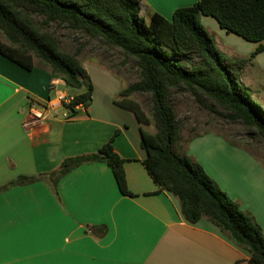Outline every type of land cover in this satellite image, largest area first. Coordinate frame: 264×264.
I'll return each instance as SVG.
<instances>
[{
	"label": "crops",
	"instance_id": "0c3cea01",
	"mask_svg": "<svg viewBox=\"0 0 264 264\" xmlns=\"http://www.w3.org/2000/svg\"><path fill=\"white\" fill-rule=\"evenodd\" d=\"M196 1L140 0V13L146 21L153 12L170 18L176 8ZM200 20L231 58L247 57L263 46L244 66L240 80L256 90L252 98L264 110V39L246 41L220 28L211 16ZM82 65L93 85L92 99L70 114L57 95L82 90L70 92L48 67L26 70L0 54V264H250L248 251L211 221L187 222L175 196L156 192L140 144V129L152 131L114 101L125 87L122 79L100 64ZM30 101L46 108L44 120L29 118ZM112 135L132 195L119 191L111 167L103 162L72 168L58 179L55 194L42 175L67 157L97 151ZM178 152L200 164L264 231L260 161L214 132L195 135L184 147L180 142ZM33 176L38 178L10 184ZM97 225L106 227L103 236L91 231Z\"/></svg>",
	"mask_w": 264,
	"mask_h": 264
},
{
	"label": "trees",
	"instance_id": "16d2710c",
	"mask_svg": "<svg viewBox=\"0 0 264 264\" xmlns=\"http://www.w3.org/2000/svg\"><path fill=\"white\" fill-rule=\"evenodd\" d=\"M140 11V0H0V33L5 39H0V54L26 70L48 67L68 89H82L62 103L70 114L78 105H89L93 85L77 58L80 49L60 50L58 39L45 26L64 25L132 57L139 79L122 88L114 101L132 111L140 124L152 122L155 128L152 133L140 129V144L146 153L142 163L158 186L156 192L175 196L187 222L208 219L248 251L250 264H264V231L254 216L241 209L200 164L178 152L180 122L171 101L172 89L187 91L199 101L204 96L227 111L225 117L240 121L264 141V110L240 80L244 66L263 46L259 44L247 57L231 58L215 45L200 20L201 15L211 16L226 32L259 42L264 39V0H197L176 8L170 18L153 12L148 21ZM190 57L197 61L186 66L183 59ZM134 93L149 94L150 117L129 98ZM114 135L97 151L67 157L56 170L42 175L54 193L58 179L72 168L103 162L111 167L119 191L132 195L126 185L125 160L112 146ZM37 178L19 177L10 184ZM90 229L96 236L106 233L104 225Z\"/></svg>",
	"mask_w": 264,
	"mask_h": 264
},
{
	"label": "rangeland",
	"instance_id": "374dc122",
	"mask_svg": "<svg viewBox=\"0 0 264 264\" xmlns=\"http://www.w3.org/2000/svg\"><path fill=\"white\" fill-rule=\"evenodd\" d=\"M39 20L40 18H37V21ZM45 28L56 36L60 50L74 53L77 49H80L77 58L81 63H96L110 69L115 74L114 76L122 79L124 86H128L139 79V69L135 60L132 57H125L119 48L111 46L102 40L92 39L82 32L71 31L64 25L57 23H50ZM0 39L5 40L1 33ZM215 45L222 51L229 52L217 38L215 39ZM183 61L187 66L189 63L196 62L197 59L190 57L187 60L183 59ZM261 77L263 78L261 81H264L262 73ZM69 91L76 92L78 90L70 89ZM252 91L254 94L256 93V90ZM129 98L136 101L145 115L150 117L151 102L149 94L134 93ZM171 101L180 122L181 146L184 147L195 135L214 132L220 134L229 143L231 142L248 150L264 165V141L240 121L225 117L227 111L213 104L210 99L202 96L201 101H199L187 91L172 89ZM253 101L257 102L255 98H253ZM145 127L149 131H155L152 122L145 124ZM210 177L213 179L212 176Z\"/></svg>",
	"mask_w": 264,
	"mask_h": 264
},
{
	"label": "built area",
	"instance_id": "2783aa9c",
	"mask_svg": "<svg viewBox=\"0 0 264 264\" xmlns=\"http://www.w3.org/2000/svg\"><path fill=\"white\" fill-rule=\"evenodd\" d=\"M58 100L61 102L67 103L71 100L72 96H66L63 93H58L57 95ZM46 108L42 105L37 104L36 102L30 101L29 104V118L33 120L35 123L40 122L46 118ZM64 116H68L67 114H64Z\"/></svg>",
	"mask_w": 264,
	"mask_h": 264
}]
</instances>
